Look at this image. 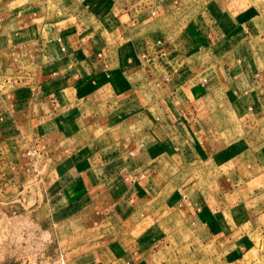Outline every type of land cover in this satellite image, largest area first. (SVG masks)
Instances as JSON below:
<instances>
[{"label": "crops", "instance_id": "obj_1", "mask_svg": "<svg viewBox=\"0 0 264 264\" xmlns=\"http://www.w3.org/2000/svg\"><path fill=\"white\" fill-rule=\"evenodd\" d=\"M64 2L0 0V73L21 53L36 64L0 109V157L36 149L55 212L95 207L124 225L163 206L238 259L255 244L246 224L264 227V137L217 164L224 145L203 117L215 104L240 126L264 115L261 15L236 1L217 13L206 0H105L84 21L50 6Z\"/></svg>", "mask_w": 264, "mask_h": 264}, {"label": "rangeland", "instance_id": "obj_2", "mask_svg": "<svg viewBox=\"0 0 264 264\" xmlns=\"http://www.w3.org/2000/svg\"><path fill=\"white\" fill-rule=\"evenodd\" d=\"M206 1L217 13L234 1L240 8L253 5L261 15L257 47L264 62V0ZM50 6L55 11L61 8L82 14L86 21L102 14L106 3L65 0L61 7L58 3ZM113 9L116 12L117 5ZM31 56L24 58L21 53L16 65L0 73V109L13 93L32 86L36 64ZM213 109L203 117L207 134L224 146L217 147L211 157L217 164L233 157L248 158V145L264 137V115L240 126L221 105ZM37 155L0 157V264H264V227L249 222L245 229L255 244L230 261L213 242H201L179 212L163 206L161 211L139 214L124 225L95 207L55 212L45 173L37 170Z\"/></svg>", "mask_w": 264, "mask_h": 264}, {"label": "built area", "instance_id": "obj_3", "mask_svg": "<svg viewBox=\"0 0 264 264\" xmlns=\"http://www.w3.org/2000/svg\"><path fill=\"white\" fill-rule=\"evenodd\" d=\"M59 41H61V39H59ZM63 50H65L64 47H63ZM144 56H146V55H144ZM36 154H37V150H36V149H35L34 151H29V152H28V155H30V156H32V157H34Z\"/></svg>", "mask_w": 264, "mask_h": 264}]
</instances>
